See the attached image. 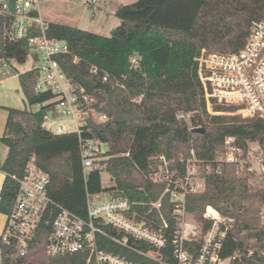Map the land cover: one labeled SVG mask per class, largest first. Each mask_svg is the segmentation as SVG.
I'll return each instance as SVG.
<instances>
[{"label": "trees", "instance_id": "16d2710c", "mask_svg": "<svg viewBox=\"0 0 264 264\" xmlns=\"http://www.w3.org/2000/svg\"><path fill=\"white\" fill-rule=\"evenodd\" d=\"M36 14V13H35ZM116 16L120 24L103 35L65 23L48 22L50 37L65 40L70 52L58 57L61 68L71 81L96 97L95 108L109 119L98 122L92 116L88 126L77 132L55 133L43 126L44 114L54 108L56 95L35 91L37 71L19 73L21 88L30 106L38 110L9 108L5 134L0 140L9 147L2 166L7 173L0 199V211H11L26 166L34 157L37 165L50 174V197L65 208L88 218V196L108 193L126 197L139 218L150 214L160 228L162 215L169 224L168 244L160 250L162 259L177 264L173 242L179 219L174 214L171 192L163 195L167 184L151 176L160 158L169 162L175 175L186 174L187 159L196 158L206 168L205 190L188 193L186 211L202 223L203 234L212 221L203 217L207 205L216 207L232 223L220 239L218 255L231 258L230 264H264V225L256 200L261 193L250 191L248 181L239 177L236 165L218 159L226 153L225 140L235 139L243 153L256 142L264 151V119H240L226 114H211L207 109L195 56L208 52L234 53L247 40L255 20H264V0H136L121 4ZM5 17L0 13V61L25 56L24 41L6 37ZM11 68V65H10ZM215 111L226 107L214 105ZM188 119L179 118V113ZM96 139L108 145L102 161L114 185L106 186L102 170L82 166L80 139ZM129 152V155H125ZM194 152V153H193ZM162 197V207L153 202ZM96 226L113 236H121L113 226L99 220ZM51 226L43 225L30 241L23 261L33 264H86L88 253L49 255L46 247ZM217 240L219 238L217 237ZM98 248L121 254L140 264H160L138 251L125 248L104 234H96ZM137 248L154 249L136 241ZM3 264H12V247L0 239ZM202 240L185 241L188 251L198 257ZM213 251V249H211Z\"/></svg>", "mask_w": 264, "mask_h": 264}, {"label": "built area", "instance_id": "2783aa9c", "mask_svg": "<svg viewBox=\"0 0 264 264\" xmlns=\"http://www.w3.org/2000/svg\"><path fill=\"white\" fill-rule=\"evenodd\" d=\"M40 2L41 0H0V13L6 18V37L10 41L27 43L29 49L26 56L32 57L34 62L31 69L37 71L35 91L50 90L56 95V105L44 114L43 126L55 133L77 132L81 135L88 126L90 116L98 122H105L109 117L102 110L95 108L96 97L83 87L75 85L62 70L58 57L68 54L69 46L65 40L48 35V22L38 13ZM100 2L102 0H89L87 4L94 7ZM194 61L209 113L226 114L240 119H264V20L252 22L245 45L239 51L216 53L202 49ZM3 66L9 68L10 64L3 62ZM46 104L47 102H44L37 106L41 108ZM214 105H222L227 110L215 111ZM178 116L181 119H188L189 114L180 112ZM62 119H70L74 129H68L61 123L56 129L51 128L52 123ZM234 142L233 137L226 138V153L220 160L238 162L237 154L242 151ZM80 151L85 174L89 170L105 168L102 158L108 157L105 156L108 151L106 143L93 138H82ZM125 155H129V152ZM190 160L200 162L196 158ZM174 173L157 181L167 184L162 196L168 191L171 192V201L175 203L174 214L180 221L181 216L188 213L185 206L186 195L200 191L192 182L190 168L187 165L185 175L174 176ZM14 179L19 187L14 205L7 214L5 230L0 237L4 244L13 249L12 264H33L23 261V258L28 253L30 241L43 225L52 228L46 247L49 255L88 251L87 264L91 260H94L95 264H140L121 254L99 249L96 234L101 233L119 245L138 251L160 264H169L160 254V250L165 248L169 241L166 232L169 224L163 215L162 225L156 228L154 220L147 219L151 211L139 218L134 209V205L138 203L111 194L101 199L98 194L96 197L88 196V218H84L50 197L48 191L50 174L37 165L34 157L29 160L23 177L14 176ZM152 206L161 208L162 197L153 202ZM203 217L212 221V227L202 239L203 246L198 257L186 249L185 241L198 240L199 231L193 229L191 237L181 234L179 228L175 231L173 242L177 264H205L209 254L212 263L226 261L218 255L217 249L220 247V239L226 233L225 230H221L220 225L224 224L227 229L228 223L212 205L206 206ZM97 220L113 226L122 235L113 236L106 233L96 226ZM136 241H143L154 249L140 250L134 244Z\"/></svg>", "mask_w": 264, "mask_h": 264}, {"label": "rangeland", "instance_id": "374dc122", "mask_svg": "<svg viewBox=\"0 0 264 264\" xmlns=\"http://www.w3.org/2000/svg\"><path fill=\"white\" fill-rule=\"evenodd\" d=\"M89 0H46L42 3L43 8L45 10H54L57 13H64V9H67L68 12H71V15H75L77 20L76 24L80 28L87 29L89 31H94L103 35H110L111 30L120 24V19L112 14V4H115L117 0H102L98 4L97 7L100 5H105L107 7V11L109 14L108 18L104 19V23H100L96 19L91 20V14L93 12V7L87 4ZM136 0H118L119 3H132ZM73 12V14H72ZM75 13V14H74ZM220 53V52H216ZM17 66L20 67L21 70H29L33 65V59L30 56H22L12 60ZM11 65V64H10ZM5 69V68H4ZM7 69V68H6ZM9 69V68H8ZM10 74H1V77H9ZM14 81H18L17 78ZM8 83V82H7ZM6 84V82H5ZM20 97V96H19ZM26 101V100H25ZM16 104H19L21 108H29L30 105L26 101V104L22 102L20 98ZM36 110L39 107L33 106ZM52 115V114H51ZM64 124L68 129H74V124H72L70 119H62L58 122L52 123L51 128L56 129L58 124ZM225 155L220 154L218 159L223 158ZM103 161L108 159V157L102 158ZM237 161L233 162L236 165L237 174L239 177L245 178L248 181L250 191H254L255 193H261L264 191V151L260 147V145L256 142L249 144V149L247 153H239L237 154ZM187 167L190 168V175L192 182L198 187L199 191L202 192L205 190V182L204 177L202 176L204 171L209 168L205 167L201 162L192 161L187 159L186 161ZM155 172L152 174V178L154 180H158L167 175H171L175 172V170H171L169 166V162L165 158H160L159 162L155 168ZM102 179L103 183L106 186L114 185V180L112 176L106 171V166L102 170ZM204 184V186H202ZM199 193V192H196ZM253 193V192H252ZM106 196H102V199H105ZM253 207L255 209H259V215L261 217V223L264 225V199L256 200ZM223 216V215H222ZM228 226L232 223L231 219L223 216ZM179 229L181 234L185 235L186 237H191L193 234L192 230H198L197 239L195 241H201L205 238V234H203V226L202 223L197 219V217L192 213H186L184 216H181V220L179 222ZM190 252V251H189ZM193 256L194 254L191 253ZM208 260L205 264H215L212 263L211 254L207 256ZM231 259H226L224 263H217V264H230Z\"/></svg>", "mask_w": 264, "mask_h": 264}, {"label": "crops", "instance_id": "0c3cea01", "mask_svg": "<svg viewBox=\"0 0 264 264\" xmlns=\"http://www.w3.org/2000/svg\"><path fill=\"white\" fill-rule=\"evenodd\" d=\"M45 1L46 0H41L39 4V12H38L39 15L45 21L65 23V24H68L74 27H78L76 24H74V23H77V20H79L78 18L75 17V15H71V12H68L67 9H64L65 12L62 14L57 13L54 10H50V9L45 10V8H43L42 6V3ZM121 4H125V3H119L117 0L115 4H112V7H111L112 14L114 13V15H116V11ZM97 6H94V7L91 6L93 7V12L90 18L91 20L96 19L100 23H104L105 21L104 19L108 18L110 13H108L107 7L105 5H100L99 7ZM10 64H11V68L9 67V69L8 68L6 69V67L3 66V62L0 61V137H2L5 134V130H6V126H7V122L9 118V108L24 109V108H21L19 104H16V103L20 98L22 99V102L24 104H26V101H27L23 93V90L21 88L19 73H23L28 70H21L20 67L17 66L13 61H11ZM1 74H10V76L1 77ZM15 78H17L18 81H14ZM30 109L35 110L33 106H30ZM8 153H9V147L0 140V199H1V191L3 188L4 182H5V179L7 177V173L2 169V166L8 156ZM103 195L107 197L108 193L100 194L99 196L101 199ZM94 196L96 197V195ZM7 214L0 211V237L5 230V226L7 222ZM79 253H88V256H87V259H88L89 257L88 251L79 252ZM87 259H86V264H87ZM0 264H3V252H2L1 246H0ZM89 264H95L94 260H91Z\"/></svg>", "mask_w": 264, "mask_h": 264}]
</instances>
